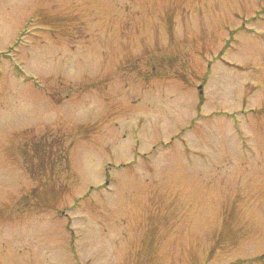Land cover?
<instances>
[{
  "label": "rangeland",
  "instance_id": "1",
  "mask_svg": "<svg viewBox=\"0 0 264 264\" xmlns=\"http://www.w3.org/2000/svg\"><path fill=\"white\" fill-rule=\"evenodd\" d=\"M0 264H264V0H0Z\"/></svg>",
  "mask_w": 264,
  "mask_h": 264
}]
</instances>
